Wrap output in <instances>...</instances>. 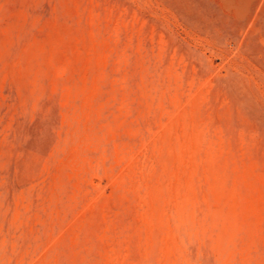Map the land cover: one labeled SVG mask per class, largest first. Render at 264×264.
Returning <instances> with one entry per match:
<instances>
[{"label": "rangeland", "instance_id": "374dc122", "mask_svg": "<svg viewBox=\"0 0 264 264\" xmlns=\"http://www.w3.org/2000/svg\"><path fill=\"white\" fill-rule=\"evenodd\" d=\"M0 264H264V0H0Z\"/></svg>", "mask_w": 264, "mask_h": 264}]
</instances>
